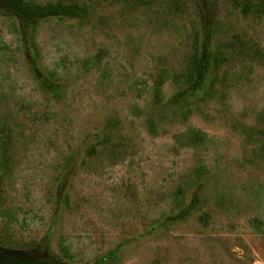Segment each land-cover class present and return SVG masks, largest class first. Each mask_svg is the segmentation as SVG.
<instances>
[{"label":"rangeland","instance_id":"374dc122","mask_svg":"<svg viewBox=\"0 0 264 264\" xmlns=\"http://www.w3.org/2000/svg\"><path fill=\"white\" fill-rule=\"evenodd\" d=\"M25 1L75 13L0 12V264H264V0Z\"/></svg>","mask_w":264,"mask_h":264},{"label":"trees","instance_id":"16d2710c","mask_svg":"<svg viewBox=\"0 0 264 264\" xmlns=\"http://www.w3.org/2000/svg\"><path fill=\"white\" fill-rule=\"evenodd\" d=\"M0 12L9 13L14 15L18 23L26 27L28 25L34 24L38 19L50 15V14H63L72 15L75 12L68 7L56 6V5H40L35 3H29L25 0H0ZM200 15V25L202 29V40H201V50L200 56L196 63V73L202 75V73L207 69L210 51H209V37L212 28L211 18L206 13H201ZM21 264H55L44 258H26L20 260Z\"/></svg>","mask_w":264,"mask_h":264}]
</instances>
